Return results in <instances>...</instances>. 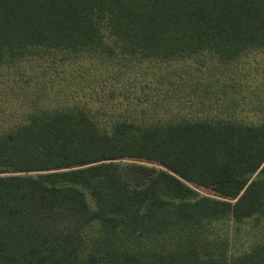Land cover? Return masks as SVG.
Wrapping results in <instances>:
<instances>
[{"label":"trees","instance_id":"1","mask_svg":"<svg viewBox=\"0 0 264 264\" xmlns=\"http://www.w3.org/2000/svg\"><path fill=\"white\" fill-rule=\"evenodd\" d=\"M258 50L264 0H0V67L60 54L226 68ZM251 217L264 220V123L36 109L0 133V264H264V243L229 255L211 230Z\"/></svg>","mask_w":264,"mask_h":264},{"label":"rangeland","instance_id":"2","mask_svg":"<svg viewBox=\"0 0 264 264\" xmlns=\"http://www.w3.org/2000/svg\"><path fill=\"white\" fill-rule=\"evenodd\" d=\"M200 60L131 62L82 56L62 61L60 54H43L0 67V133L24 123L36 109H82L103 126L124 119L205 116L264 123V50L249 52L226 68ZM211 230L226 239L229 255L264 243L262 219H224L213 222Z\"/></svg>","mask_w":264,"mask_h":264}]
</instances>
